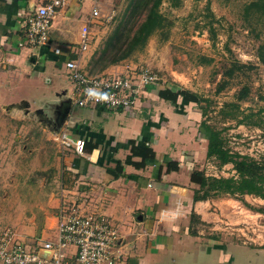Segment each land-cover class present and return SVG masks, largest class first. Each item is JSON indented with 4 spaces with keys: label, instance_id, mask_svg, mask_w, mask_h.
<instances>
[{
    "label": "crops",
    "instance_id": "crops-1",
    "mask_svg": "<svg viewBox=\"0 0 264 264\" xmlns=\"http://www.w3.org/2000/svg\"><path fill=\"white\" fill-rule=\"evenodd\" d=\"M45 1L0 0V110L17 120L30 119L34 110H42L53 97L52 115L63 121L62 138L70 144L62 146L64 160L53 164L51 177L44 183L49 187L43 193L46 205L28 214L14 237L21 241L51 239L60 198L66 195L72 201L84 200L87 209L118 226L126 264H264V246L235 238L234 233L242 231L236 227L247 223L236 224L241 216L236 217L237 213L244 209L236 206L235 199L194 200L198 187L190 181V174L203 170L209 159L207 137L198 129L200 116L193 103L178 99L173 106L157 96L160 89L149 87L141 95L135 118L75 105L72 86L66 74L61 75L65 72L59 56L52 60L48 53L53 47H63L67 56L70 48H77L91 10L88 0L58 11L50 29L52 44L34 52L19 46L25 18ZM89 49L81 56L84 73ZM159 118L162 126L147 128L150 136L141 133L143 124ZM137 138L153 150L154 160L147 161L143 169L124 165L123 174L113 178L107 170L124 163L129 155L127 143ZM77 140L96 148L78 155L73 148ZM169 161L178 162L179 170L167 172Z\"/></svg>",
    "mask_w": 264,
    "mask_h": 264
},
{
    "label": "rangeland",
    "instance_id": "rangeland-1",
    "mask_svg": "<svg viewBox=\"0 0 264 264\" xmlns=\"http://www.w3.org/2000/svg\"><path fill=\"white\" fill-rule=\"evenodd\" d=\"M250 1L180 0L177 7L162 2L159 10L169 26L152 35L142 50L133 52L121 62L131 64L135 71L146 68L155 72L160 81L152 88L176 86L200 96L203 101L194 104L193 108L200 116L197 126L204 133L203 138L208 137L205 131L208 126L220 133L224 148L231 154L263 161L264 62L259 57L264 54V49L259 50V47L264 43V20L254 21L251 26L242 19L243 7ZM98 2L104 19L91 26L92 41L84 57L86 72L92 75L102 74L114 58L126 53L122 40L135 0ZM60 48L59 60L63 64L71 56H64L65 48ZM25 50L36 51L33 48ZM69 51L74 50L70 48ZM48 54L52 60L57 57L52 51ZM234 63L246 67L235 70L229 77L226 73L234 69ZM65 74L61 73L62 76ZM243 86L249 88V95L245 100L237 101L235 96ZM147 88L141 90L140 95L145 94ZM24 91L31 92L30 89ZM139 100L132 113L124 110L111 113L135 118ZM47 102L42 110H34L30 119L17 120L0 110V229L13 234L19 232L28 214H36L41 206L46 205L43 193L49 187L44 183L51 177L53 164L62 163L65 157L62 134L66 126L52 115L53 97ZM16 109L23 111V108ZM165 114L171 117L167 115L168 111ZM240 120L243 123H239ZM159 125H163L162 119H153L151 124H143L141 133L150 136L146 129H158ZM53 130L56 133L51 137ZM134 141L142 145L138 138ZM200 171L216 178H237L232 164L219 165L213 158L206 161ZM235 201L237 207L244 209L237 213L236 217L241 216L236 224L247 222L243 227H236L242 231H236L235 238L264 246V200L244 196Z\"/></svg>",
    "mask_w": 264,
    "mask_h": 264
},
{
    "label": "built area",
    "instance_id": "built-area-1",
    "mask_svg": "<svg viewBox=\"0 0 264 264\" xmlns=\"http://www.w3.org/2000/svg\"><path fill=\"white\" fill-rule=\"evenodd\" d=\"M86 0H46L24 20V37L20 47L42 48L51 42L52 20L58 11ZM91 10L80 30L77 48L63 62V70L72 86L74 103L83 109L124 110L133 112L141 90L158 85L159 76L146 68L137 71L130 65H116L104 73L90 76L80 66L81 56L88 51L91 26L104 19L98 0H88ZM52 52L60 56L61 48ZM62 138V146L69 147ZM74 152L83 154L84 142L77 140ZM62 195L56 211V228L51 239L35 238L16 241L14 234L0 229V264H124L120 251V233L103 214L86 208L85 201H66Z\"/></svg>",
    "mask_w": 264,
    "mask_h": 264
},
{
    "label": "trees",
    "instance_id": "trees-1",
    "mask_svg": "<svg viewBox=\"0 0 264 264\" xmlns=\"http://www.w3.org/2000/svg\"><path fill=\"white\" fill-rule=\"evenodd\" d=\"M165 1L170 3L172 7H177L180 4V0H135L131 17L127 24L126 35L124 40L121 39L123 46L127 49L126 53L117 56L116 59L114 58L106 70L120 64L133 52L142 50L152 35L163 32L169 26L167 18L159 10L161 3ZM242 19L251 26L254 21L258 23L264 20V0H252L245 4L242 11ZM263 49L264 43L259 47V50ZM259 59L264 62V54H260ZM233 67L234 69H229L226 73L229 77L233 75L235 70H241L246 66L234 63ZM88 75L92 76V74ZM248 95L249 88L243 86L235 97L237 101H243ZM157 96L173 106L177 104L178 99H181L185 104L193 103L195 105H199L203 101L197 94L176 86L158 90ZM231 106H235V104H231ZM244 119L246 118L244 117ZM239 123H243V120H240ZM205 128L208 133L206 157L217 160L219 165L232 164L237 173V178H216L206 176L203 171H193L190 181L198 187L194 191V200H207L221 196H228L234 199L251 196L264 200V160L255 161L238 154H231L224 148L220 133L208 126ZM95 148L96 145L85 142L83 151L88 153ZM134 158H139L140 162H133ZM154 158L155 154L148 145L140 146L132 140L129 143V155L124 160V163L118 162L113 169H108L107 172L117 179L123 174L124 165H132L137 169H143L146 162L152 161ZM178 169V162L169 161L167 163V172L177 171Z\"/></svg>",
    "mask_w": 264,
    "mask_h": 264
},
{
    "label": "water",
    "instance_id": "water-1",
    "mask_svg": "<svg viewBox=\"0 0 264 264\" xmlns=\"http://www.w3.org/2000/svg\"><path fill=\"white\" fill-rule=\"evenodd\" d=\"M38 113H41V111H38Z\"/></svg>",
    "mask_w": 264,
    "mask_h": 264
}]
</instances>
